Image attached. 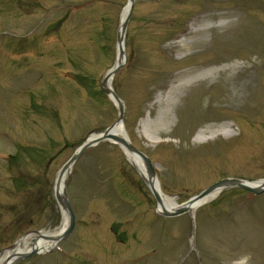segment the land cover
Instances as JSON below:
<instances>
[{"label": "rangeland", "instance_id": "1", "mask_svg": "<svg viewBox=\"0 0 264 264\" xmlns=\"http://www.w3.org/2000/svg\"><path fill=\"white\" fill-rule=\"evenodd\" d=\"M129 0H0V256L30 233L59 229L54 189L63 166L93 133L114 124L119 107L101 90L118 57ZM205 45L188 55L176 39L214 12ZM245 64L243 97L222 81L193 88L155 125L167 93L189 69ZM124 64L112 86L124 105L130 142L155 164L178 206L224 178L264 180V0H134ZM216 134L195 141L199 133ZM150 134V135H149ZM151 137V138H150ZM153 138V139H152ZM74 232L53 254L10 264H264V193L223 189L194 214L164 217L121 146L88 148L67 174Z\"/></svg>", "mask_w": 264, "mask_h": 264}, {"label": "bare ground", "instance_id": "2", "mask_svg": "<svg viewBox=\"0 0 264 264\" xmlns=\"http://www.w3.org/2000/svg\"><path fill=\"white\" fill-rule=\"evenodd\" d=\"M127 8L124 9L122 20L125 18L127 14ZM235 11H229L223 14H219L218 18H222L223 20H227V22H222L221 24L214 26V25H207L208 21L214 20L217 17V14L214 12H209L206 16H201L195 18L192 23H190L189 28L185 32L183 36L176 39L173 43L175 44L174 48L178 54H183V56L188 55L193 49H196L200 46L205 45L207 42L206 36H213L215 28L221 30V32L230 31L235 26V23L238 21L237 19H233L235 17ZM121 20V21H122ZM124 48V43L119 46L118 48V57L116 59L115 65L124 62V56L121 54V49ZM236 55H231L223 59L222 63H230ZM216 63L210 64L207 66H202L195 69H189L186 72L180 74V76L174 81V84L170 88L167 93H160L156 96V102L162 107L161 113L158 117L157 124L154 126L156 129V133L164 132L162 130L161 125H167L171 119V111L175 108H178L177 104L180 100H183L187 97V94L192 91L193 88L199 87L200 85L211 82V83H218L222 81L224 84H229L232 89L235 90V94L237 97H243L245 90L247 89V76H243L241 71L247 67L245 64H233L224 65L223 67H216ZM113 76L110 77L108 83L109 87L113 88L112 86ZM175 107V108H174ZM112 133L130 140L129 135L125 129L124 123L119 122L115 125L112 129ZM221 134L228 135V131L220 132ZM217 132L211 131L210 135H206L203 132L199 133L198 136L195 138V141H206L208 139L213 138L216 134H220ZM150 135V134H149ZM100 136V133H93L90 135L89 139H93ZM151 138V137H150ZM153 139V138H152ZM129 157L131 163L137 168L139 173L143 176L145 181L148 185H152V189L156 191L159 195L160 202L158 205V212H161L163 208L168 210H174L178 208V205L175 202V199L166 195L160 185V182L155 179H151L145 167L143 160L130 152L126 153ZM68 174V172H67ZM67 174L62 177L59 187L56 188L55 186V193H63L66 187L67 181ZM259 182H253V184H258ZM219 191H215L210 193L206 197L194 202L193 204H188L189 212L194 214L196 210L201 207L203 204L212 200ZM68 217L64 214V221L62 226L55 230V231H47L42 232L41 234L38 233H30L18 240L16 245L13 249L5 251L0 256V264H6L15 259L17 253L26 252L31 249L34 245L39 250L45 251L49 250L53 247L56 243L55 238H57L65 227L67 226ZM35 242V243H34ZM242 264V263H236Z\"/></svg>", "mask_w": 264, "mask_h": 264}, {"label": "water", "instance_id": "3", "mask_svg": "<svg viewBox=\"0 0 264 264\" xmlns=\"http://www.w3.org/2000/svg\"><path fill=\"white\" fill-rule=\"evenodd\" d=\"M133 4H134V0H129L128 3V12L126 17L124 18V20L122 21L121 25H120V31L118 33V46H121L123 44L124 41V36H125V32L127 29V25L128 22L130 20L131 17V13H132V9H133ZM121 54L124 56V49L122 47L121 49ZM123 62L117 65H114L113 68H111L104 76V79L102 81V88L103 90L111 97L113 98V100H115V102H117L118 106H119V116L117 121L112 124L111 126H109L100 136L93 138V139H88L76 152L75 154L70 158V160L63 166V168L61 169L59 176L57 178V182H56V188L59 187V184L61 182L62 177L65 175V173L67 172V170L69 169V167L77 160V158L90 146L95 145L101 141L104 140H111L117 144H119L120 146H122V148L126 151V152H130L133 153L137 156H139L146 167L147 170V174L151 179H157L156 176V171L154 168V165L152 163V160L141 150L137 149L128 139L122 138L114 133H112V129L115 127V125L119 122L123 121V114H124V107H123V103L121 101V99L119 98V96L114 92V90L112 88L109 87V79L110 77L114 76L115 73L122 67ZM256 182H259L258 184H253V182H250L248 180H244V179H240V178H225L222 180H219L215 183H213L212 185H210L209 187H207L206 189H204L202 192L198 193L197 195H195L194 197H192L187 203L180 205L178 208L174 209V210H168L163 208L162 209V214L164 216H177L180 215L182 213H185L187 211H189V206H187L188 204H193L194 202L206 197L207 195H209L210 193H213L215 191H223V189L225 188H229V187H240L243 188L247 191L253 192L255 194H261L264 192V180H258ZM151 190L158 202H160V198L159 195L156 193L155 190L152 189V185H150ZM56 199L61 207V209L63 210V212L67 215L68 217V222H67V226L65 227V229L63 230V232L61 233V235H59L57 238H55L54 240H56L57 244L58 242H60L61 240L65 239L66 237H68L74 230L75 225H76V217H75V213L73 211L71 202L67 196L66 191H64L63 193H55ZM40 234V233H38ZM35 243V242H34ZM15 245H13L10 249H13ZM53 248H51L52 250ZM36 253H41V250H39L37 247H35V245L27 252H22V253H17V256L19 259L20 258H27L31 255H34ZM15 260V259H14ZM12 260V261H14ZM12 262H7L6 264H10Z\"/></svg>", "mask_w": 264, "mask_h": 264}]
</instances>
